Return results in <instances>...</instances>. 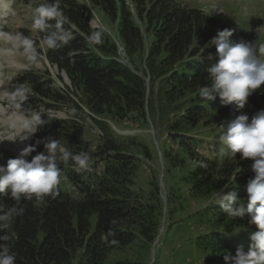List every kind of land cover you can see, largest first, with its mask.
Segmentation results:
<instances>
[{"label":"trees","instance_id":"1","mask_svg":"<svg viewBox=\"0 0 264 264\" xmlns=\"http://www.w3.org/2000/svg\"><path fill=\"white\" fill-rule=\"evenodd\" d=\"M89 1L117 21V37L131 64L144 60L151 83L164 74L159 80L161 105H170L178 112L168 123V138L178 148L173 154L163 149L165 172L177 168L191 193L207 200L233 172L225 159L221 162L215 157H199L191 146L197 138L189 134L198 125L206 128L215 124L224 111L219 98L207 103L199 96L200 88L210 85L206 68L217 60L215 46H206L220 31L217 20L199 7H186L176 0H130L134 14L126 0ZM61 7L69 21L65 27L73 39L57 50L46 48V59L82 89L85 104L92 112L109 116L114 122L128 119L147 123L144 77L119 60L116 44L104 31L89 26L85 5L77 0H61ZM93 31L102 33L103 43L89 45L87 36ZM194 37L198 43L195 47ZM210 54L212 59H208ZM41 88H36L37 93L45 95ZM256 96L264 98V86L248 97L253 105ZM80 134L76 123L53 118L34 134L30 144L46 137L62 142L74 135L80 142ZM95 148L88 151L93 161L91 172L76 171L71 163L60 165L64 178L55 199H22L17 205L10 198H3L7 207L25 209L7 230L13 237L10 251L16 257L15 264H103L111 251L135 239L136 230L148 241L154 239L161 214L158 184L149 181L148 191L135 188L140 160L120 150L113 140L106 138ZM40 151L42 143L36 148V152ZM186 158L192 163L185 172L182 166L187 165ZM237 158L252 162L240 159L239 153ZM225 191L246 197V189L228 187ZM202 214L206 215L202 222L207 223L208 231L199 234L196 242L207 264H225L224 253L235 255L238 247L248 250V237L228 233L250 227L245 232L248 235L257 230L255 225L229 219L218 204L205 205Z\"/></svg>","mask_w":264,"mask_h":264},{"label":"rangeland","instance_id":"2","mask_svg":"<svg viewBox=\"0 0 264 264\" xmlns=\"http://www.w3.org/2000/svg\"><path fill=\"white\" fill-rule=\"evenodd\" d=\"M78 1L87 7L89 26L103 30L110 39L117 41L116 21L110 18L103 8L93 5L89 0ZM176 2L186 7H199L217 20L216 26L219 30L225 28L233 30L230 40L234 42L244 40L264 44V0H176ZM0 21V29L17 30L24 35H31L36 41L39 52L38 63L28 64L18 52L0 51V80L3 84L0 90L16 84H24L31 88L32 94L27 101L29 110L43 107L47 114H42V119L55 118L68 124L74 122L80 127L81 143L74 135L60 142L62 145L69 146L74 153L88 152L96 149L95 147L104 139L109 138L120 150L132 153L140 160L135 188L148 191L149 181L158 184L161 214L154 239L150 242L136 230L135 239L126 246L111 251L103 264H207L205 254L196 242L199 234L208 231L207 223L202 222L206 218V215L202 214V209L213 200L214 193L223 187L216 189L212 196L204 200L201 196L191 193L183 177L178 176L177 168L174 170L171 167V173L165 172L163 149L171 150L173 154L178 148L176 143L168 138V123L174 120L178 112L170 105H161L162 91L159 89V80L164 74L151 83L150 72L144 60H136V64L133 65L127 56L121 58L120 55L121 62L128 64L134 72L145 79L147 97L145 116L148 121L146 123L124 119L114 122L109 116L92 112L85 104L82 89L74 86L63 70L57 69L56 65L50 66L45 60L46 47L42 44V36L39 32L31 30L30 0H16L11 13ZM137 22L141 25L140 21ZM143 33L145 34L144 30ZM147 43L148 38L145 35L144 44ZM31 79L35 82H29ZM39 87H42L45 95L37 93L36 88ZM254 103L256 104L253 105L248 100L244 109L240 111H236L234 105H224V111L215 124L206 128L198 125L191 130L189 134H194L197 138L196 142L191 143L194 152L199 157L217 158L216 153L221 147L218 143L219 126L226 125L240 114H248L251 117L256 111L264 109V98L256 96ZM3 134L4 129L0 126V138H3ZM4 141H0V162L3 165L8 159L17 156L1 146ZM9 144L14 148L17 146L16 142ZM84 146L89 148L85 149ZM225 160L233 168L225 184H228L234 176L235 182L229 187L246 189L247 181L254 175L251 170L252 162L239 160L237 154L236 161L228 158ZM189 163L192 161L186 158V168L182 166L185 172L191 166ZM169 199L172 202H168ZM91 219L94 222L95 215ZM249 228L238 229L240 230L238 236L247 238L245 232ZM228 234H233V231Z\"/></svg>","mask_w":264,"mask_h":264},{"label":"clouds","instance_id":"3","mask_svg":"<svg viewBox=\"0 0 264 264\" xmlns=\"http://www.w3.org/2000/svg\"><path fill=\"white\" fill-rule=\"evenodd\" d=\"M126 3L133 7L127 0ZM12 5L13 0H0V13L10 14ZM30 5L31 30L44 34L43 46L57 50L73 39L72 32L65 27L69 21L61 7V0H30ZM232 35L233 30L225 28L206 45L215 46L217 60L206 68L210 85L201 87L199 96L207 103L219 98L223 105H234L235 110L240 111L244 109L248 97L264 86V44L244 40L234 42L230 40ZM87 40L89 45H99L103 43L102 33L93 31ZM197 45L194 37L192 46ZM203 50L201 47L200 53ZM0 51L18 52L28 64L39 61L36 41L31 35L17 30L0 29ZM208 59H212L211 54ZM31 94V88L24 84L0 90V126L4 129L0 141L24 143L49 122L48 118L42 119V114H47L43 107L38 110L27 107ZM219 128L218 143L221 147L216 153L217 158L221 162L225 158L236 161V154L239 153L240 159L252 160L254 175L247 181L245 198L239 197L236 191H224L234 184L233 176L228 184L214 193L209 203L218 204L229 219L247 221L257 229L248 234L247 251L238 247L235 255L224 253L223 260L225 264H264V109L256 111L251 117L240 114ZM41 143L43 151L36 152L37 145ZM33 152L36 154L28 160ZM69 163L76 171H92L93 161L89 152L74 153L60 141L46 137L35 144H26L15 158L0 165V264H15L16 257L10 251L13 237L7 230L14 218L25 211L20 206L7 207L2 202L3 198L8 197L17 205L22 199L41 202L45 197L55 199L64 178L60 165ZM239 231L235 230L233 234Z\"/></svg>","mask_w":264,"mask_h":264},{"label":"bare ground","instance_id":"4","mask_svg":"<svg viewBox=\"0 0 264 264\" xmlns=\"http://www.w3.org/2000/svg\"><path fill=\"white\" fill-rule=\"evenodd\" d=\"M8 13H0V17H2L1 15H7ZM13 60V59H12ZM3 84L1 83V80H0V86H2ZM1 137V136H0ZM29 142L30 140L28 141H25L24 143H20V142H16L17 143V146L16 148L12 147L9 143H13V141H8V140H5L4 143H2L1 146L5 147V149H8L9 151H11L12 153L18 155L19 151L27 144L29 145ZM9 144V145H8ZM4 149V148H2Z\"/></svg>","mask_w":264,"mask_h":264}]
</instances>
